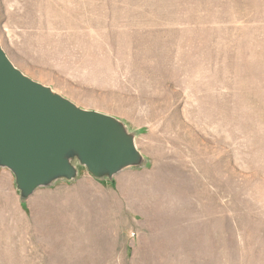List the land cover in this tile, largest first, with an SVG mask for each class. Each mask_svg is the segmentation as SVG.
Instances as JSON below:
<instances>
[{
    "label": "rangeland",
    "instance_id": "1",
    "mask_svg": "<svg viewBox=\"0 0 264 264\" xmlns=\"http://www.w3.org/2000/svg\"><path fill=\"white\" fill-rule=\"evenodd\" d=\"M0 45L142 158L26 199L0 168V264H264V0H0Z\"/></svg>",
    "mask_w": 264,
    "mask_h": 264
},
{
    "label": "water",
    "instance_id": "2",
    "mask_svg": "<svg viewBox=\"0 0 264 264\" xmlns=\"http://www.w3.org/2000/svg\"><path fill=\"white\" fill-rule=\"evenodd\" d=\"M142 158L134 138L115 119L82 110L17 70L0 45V168L21 197L77 176L112 178Z\"/></svg>",
    "mask_w": 264,
    "mask_h": 264
}]
</instances>
